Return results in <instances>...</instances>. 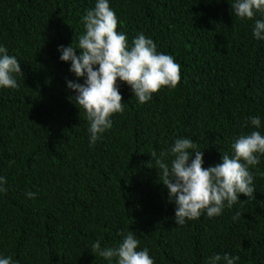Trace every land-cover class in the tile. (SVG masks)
I'll return each mask as SVG.
<instances>
[{
    "label": "trees",
    "instance_id": "trees-1",
    "mask_svg": "<svg viewBox=\"0 0 264 264\" xmlns=\"http://www.w3.org/2000/svg\"><path fill=\"white\" fill-rule=\"evenodd\" d=\"M96 2L0 0V46L24 74L16 77L17 88H0V177L6 180L0 257L16 264H116L92 252V243L116 247L119 233L133 231L138 250L147 248L154 264H209L215 254L264 264V155L249 166L254 199L182 226L155 161L147 165L153 151L178 138L204 151L207 168L225 153L231 157L240 135H264V40L253 36L264 13L240 19L232 14L234 0H108L129 46L138 34L151 38L158 53L181 66V78L144 104L118 81L124 111L110 117L112 127L91 145L86 113L68 99L75 93L67 82L83 78L60 60L58 48L78 46L83 17ZM251 116L260 118L259 129Z\"/></svg>",
    "mask_w": 264,
    "mask_h": 264
},
{
    "label": "clouds",
    "instance_id": "clouds-1",
    "mask_svg": "<svg viewBox=\"0 0 264 264\" xmlns=\"http://www.w3.org/2000/svg\"><path fill=\"white\" fill-rule=\"evenodd\" d=\"M232 14L240 19H253L257 12L264 13V0H234ZM82 23L85 33L78 38V46L61 45L62 62H70V72L83 83L68 81L67 87L75 93L68 99L78 109H83L89 122V143L94 145L102 133L112 127L111 116L124 111V103L117 82L127 84L140 104L147 103L162 88H175L180 81L181 66L172 55L158 53L151 38L138 34L132 40L117 31L118 19L108 0H97L94 8L86 11ZM253 36L264 40V20H256ZM81 54L77 56L76 50ZM16 57L7 54L0 46V88L18 87L17 76H23ZM254 129L261 127L258 116L248 117ZM233 155H222L215 166H203L204 151L189 138H178L167 150L151 153L148 168L155 161L160 180L169 191V200L176 205L175 223L182 226L188 220L198 219L202 213L209 218L222 214L225 206L231 209L237 202L245 204L254 199L253 175L249 166L260 163L264 155V135L260 131L242 134L231 145ZM259 154V155H258ZM171 156V162L168 157ZM194 157V158H193ZM14 161L10 162V165ZM151 169V168H150ZM6 183L0 177V185ZM6 188L0 187V193ZM243 194L248 199L241 202ZM33 199L36 193L27 192ZM237 212L233 219H238ZM121 242L116 247H101L99 240L91 245V251L116 264H154L147 248L138 250L140 241L133 231L119 233ZM239 256L215 254L209 264H236ZM0 264H16L12 257H0Z\"/></svg>",
    "mask_w": 264,
    "mask_h": 264
}]
</instances>
